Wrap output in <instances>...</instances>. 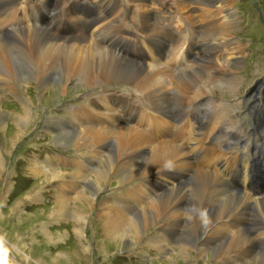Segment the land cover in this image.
Listing matches in <instances>:
<instances>
[{
    "label": "bare ground",
    "instance_id": "obj_1",
    "mask_svg": "<svg viewBox=\"0 0 264 264\" xmlns=\"http://www.w3.org/2000/svg\"><path fill=\"white\" fill-rule=\"evenodd\" d=\"M25 1L0 0V8L13 9L9 16L7 9L1 11L0 27L13 26L16 21H23L25 24V28L8 30L6 34L0 36V130L3 131L2 126L8 117L2 110L4 105L2 102L5 100L2 91L5 90L17 97L13 79L20 85L17 87L19 92L26 95L31 93V88H36L49 98L60 94L65 99L71 92L68 82L81 78L79 88L90 89L91 86L100 88L101 85L106 86L124 80L143 96L135 97L139 105L131 104L128 98L118 99L119 105L114 109L110 122L102 119L99 111H90L89 115L84 111L81 116L76 112L77 116L72 124L68 121H56L60 124L52 134L56 144L61 147H73L78 152L89 150L93 163L101 155L107 157L88 181L86 189L77 196L71 197L56 192L57 204L49 208V212L56 210L58 213L68 215L77 211L75 224L79 228L85 223L86 216L94 206V197L104 186L113 182L124 185L139 179L148 186L146 190L154 187L155 192L141 194L139 188H134L129 190L128 196L121 195L115 206L104 203L105 200L100 203L101 210L96 215L100 220L95 219L92 224L97 222L103 245L112 241L117 243L119 248L126 245L131 250L145 237V245L139 248L140 257L145 264H175L178 260L183 264L185 262L189 264L192 261L194 263L196 258L201 261L202 257H207L206 255L218 264L249 263L254 258L252 256L255 250L252 248L254 241L249 240L251 233L246 232L248 220L244 212L251 207L264 206V190L260 193L255 191L253 196L231 188L216 172L219 170L217 161L220 160L218 155L220 152L215 147H210L211 149L206 147V151L205 149L200 151L199 169L189 163L188 152H196L203 148L205 140L222 122L221 117L216 116L210 120L213 125L207 129L205 135L194 129L193 118L189 114L182 116L177 124H173V120L169 119L172 115L174 117L175 112L179 115L180 112H185L183 109H190L193 104L198 103L201 120L197 125L203 124L202 115L207 113L203 110L205 104L212 107L217 115L226 107L224 102L215 100L216 91L222 92L225 89L235 93L239 91L242 79L235 66L243 59L244 48L240 42L235 41L233 35L236 16L229 0H119L118 4L113 0H93L98 3L101 12L97 18L90 19L91 26L101 16L104 17V22L92 31L93 28H90L93 34L91 38L79 34L61 38L50 29L44 28L45 25L43 27L34 25L25 14L20 13L22 9L20 7L24 5L31 9L28 4L33 0ZM52 1L55 3V11L58 12L61 6H67L76 0ZM125 2L127 7L123 9ZM129 4L135 6L134 9L137 10L131 12ZM121 9L132 13L129 21L124 18ZM172 9L174 13L171 12ZM66 14L72 15L69 9L66 10ZM81 18L88 20L84 15H81ZM192 32L197 37L192 36ZM186 33H190V37L186 38H191L193 52L199 50L195 59L188 67L180 65L182 69L178 75L177 72L164 70L166 69L164 63L168 66L184 64L185 51L189 52L192 49L191 46L186 47V40L183 39ZM164 34L180 36L183 40L177 41L163 61L156 64L160 66L147 64L145 61L143 65L137 64L117 55L112 48L113 45H117V38L136 35L140 42H135L134 48L137 50L138 46L143 45L144 59L156 62V54H160L167 46L168 39ZM226 48L230 50L229 56L221 59L214 55L225 51ZM167 57L169 62H166ZM58 68L60 72L57 71ZM22 74L29 75V80L24 81ZM25 84L27 87H24ZM26 95L19 98L23 104V109L18 113L19 117L17 116L19 124L12 125L14 126L12 135H17L15 137L17 141L28 131L25 127L34 123L37 116L31 99ZM101 98L109 99V94ZM98 102L105 101L100 99ZM104 107L103 109H113L112 106L107 108L105 104ZM181 107L184 108L180 111ZM152 110L156 115L151 113ZM224 118L231 120L228 114ZM52 120H49L45 131H50L51 124H56ZM15 125H18L20 130H16ZM228 125H230L228 128L220 127L211 136L222 132L223 129L227 131L231 128L234 134L227 131L225 138L242 140L237 125L233 122ZM258 135L260 139L257 137L255 140H245L246 143H254L259 147L261 140L264 139V122L259 127ZM261 157L258 159L251 152H247L227 165L240 162L242 164L240 174L245 176V158L250 170L253 171L263 168L261 160L264 163V150ZM0 165L3 166L1 163ZM206 167L211 171H214V168L216 170L211 173L204 170ZM113 171L115 174H112ZM35 172H38L37 176L41 175V172ZM190 173L193 174V178L187 181ZM113 176L117 180L113 179ZM43 177H45L42 179L43 182L49 183L64 176L62 173L54 172L48 177ZM182 177H186V180L183 181ZM257 178L263 180L262 175ZM188 182L196 183L197 187L186 188L184 185ZM163 183L164 185H161ZM70 187L67 186L66 189L70 191ZM229 201L234 203V207L228 206ZM262 222L264 224V220ZM179 235L178 258L172 261L160 259L159 262L150 258L152 253L159 257L168 254L169 244L171 242L174 244L175 238ZM248 241L251 247H247ZM238 246L241 248L234 252L235 256L230 262L226 257V250ZM251 264H254L253 261ZM260 264H264V259H261Z\"/></svg>",
    "mask_w": 264,
    "mask_h": 264
},
{
    "label": "rangeland",
    "instance_id": "obj_2",
    "mask_svg": "<svg viewBox=\"0 0 264 264\" xmlns=\"http://www.w3.org/2000/svg\"><path fill=\"white\" fill-rule=\"evenodd\" d=\"M27 1L28 0L25 2ZM229 3L234 9L233 12L236 16L233 35L236 38L235 41L240 42L244 48V57L235 66V69L239 70L238 75H240L242 83L239 87V91H236V93L230 89H225L222 92L216 91L214 95L216 98L215 100L224 102L226 107L222 108V111L220 112L221 114L219 113L217 115V112H215L212 107L205 104L206 106L204 105L205 108L203 107V110L207 111V113L202 115L203 124L200 123L197 125L196 123L194 129L205 135L207 129L213 125V122L210 120L218 116L221 117L222 122L215 127L214 132L223 126L228 128L230 126L228 123L233 122L239 128L242 140L236 138L228 139L225 138V136L221 137L222 139H215L211 136V134L214 133L212 132L210 134V139L208 138L205 140L206 144L203 148H199L196 152L203 149L206 151V147L208 148V142L210 143L211 148L215 147L221 151V153H224L221 150L222 145L230 147L232 144L236 148L238 147L236 145H240L245 140H255L257 137V139H260L259 135L255 138L245 139L242 132L246 136L255 133L253 115H255L256 111L255 108L252 109L253 106L251 105L254 102V97L257 96L255 89L259 84L264 83V0H229ZM30 5H32V3H30ZM39 5L41 4L39 3ZM129 5L131 6V12L137 10L134 9L136 7H133L132 4ZM124 7H127L126 2L123 4V9ZM5 9V7H2L1 11H5ZM63 9H66V5L63 7L61 6L60 16L61 10ZM36 10L33 13L31 10V14L28 15L30 18L32 16L35 17L36 26L43 27L45 25L44 28H48L57 36L65 38V36H62L60 33H56L58 32V27L60 28L63 26L64 28H68L66 27V24L59 21V17L54 16V18L49 19L47 16V18H42L39 17V13ZM48 10L49 8L47 11ZM7 11H9V16L13 12V9L7 8ZM47 11L44 13L45 15L47 14ZM171 12L174 13V10L172 9ZM130 14L132 15V13L129 12V17ZM125 15L128 16L127 13ZM14 23L15 26L13 25L14 27L12 26L10 31L19 28L21 29L22 27L25 28L23 21H16ZM77 33L82 35L81 30L77 31ZM65 35L70 37L68 34ZM214 55L223 59L230 55V50L226 48L225 51ZM57 71L60 72V68H58ZM58 77L59 76H57V79ZM29 78V75L22 74V79L24 81H28ZM80 79L81 78H78L68 82L71 92L65 99L60 94L49 98L48 95H43L41 90L36 88H31V93L26 95L25 93L19 92L17 89L20 85L17 83L16 79H13L12 83L16 87L17 97L5 90L2 91L3 98L5 99L2 102L4 104L2 110L6 112V117H8L7 120L4 121L5 125L3 123V131L0 130V163L3 165L2 167L0 165V264H145L142 257H140L141 252L139 253V248H142L145 245V237H142L143 239L141 238L142 240H140L139 245L131 250H129L130 247L126 245L119 248L116 245L117 243L115 244L112 241L105 242L103 245L100 240L101 231L100 228H98L97 222L92 224L93 220H100L96 215L98 211L101 210L100 203L104 200V203H107L110 206H115L117 203L116 201L121 195H123V197L128 196L130 189L139 188L138 190L141 194L155 192L154 187L146 190L148 186L146 183H143L142 180H133L124 185H118L116 182H113L104 186L94 197V206L92 207L91 212L86 216L87 222L85 220V223H82L79 228L75 224L77 211L68 215L58 213L56 210L51 213L49 212V208H52L57 204L56 201L58 198L56 192L71 197L77 196L80 192L86 189L88 181L107 157V155H101L96 159L94 164L91 162L90 153L88 152L89 150L86 151L84 149L83 152H78L75 151L73 147H61L58 143L56 144L52 135L54 134V129H57L60 126L59 122L56 121H68L69 124H72V121L74 122L77 116L76 112L81 116V114H84V111H86L88 115L90 111H103V113H99L100 117L102 119H108L110 113L107 111H112L118 107V99L128 98L131 104L139 105V102H136L135 97H143L131 87L130 83L124 80L114 84L109 83L106 86L101 85L100 88L98 86H91L90 89H86L78 87ZM24 87H27V84H25ZM130 93L135 96L131 97ZM105 94H110L109 99L106 101L105 98H101ZM21 95H23V98L24 95H26L28 99H31V105L34 112L37 111V116L34 123H30L27 128L25 127L28 131H26L20 139L18 138L19 140L17 141L15 140L17 135H12V128L14 127H12V125L13 123L19 124V122H17V118L19 117L18 113L23 109V104L19 101ZM100 99L105 102H98ZM133 101L135 103H133ZM101 104H105L107 108L112 106L113 109H103L105 107L101 110L96 109L95 106ZM192 106L190 109H183L184 107H181L179 110L181 111L183 109L190 114L194 109L199 108L196 103ZM261 109H264V106H261ZM179 114H181V112ZM227 114L231 118L230 121L224 118ZM63 117H69L70 120L62 119ZM51 119H53L56 124H51L52 128L50 131H45V127ZM200 120L201 116L199 118V121ZM15 126H17V128L15 127L16 130H20L18 125ZM259 127L257 129L258 131ZM228 130L230 133L234 132L231 128ZM15 133L17 134L18 132L15 131ZM169 136H171V134ZM11 140L12 142H10ZM261 146L264 147V142ZM252 148H257V146L254 143L247 144L243 147L242 151L244 152ZM221 153H218L220 156V160L217 161L218 164H220L223 159L228 163L236 161L239 158V156L231 152L229 153V157L223 158ZM191 160L192 159H189V163L199 169L198 161L200 159L195 158L192 161ZM204 170L213 173L216 169L214 168V171H211L209 167H206ZM35 171L41 172V175L37 176L36 173L38 172ZM54 172L62 173L64 177L62 179H57L56 181L52 180L49 183L43 182L42 179L45 178L43 176L48 177ZM250 172L251 170L245 158L244 175L248 177ZM112 174H115V172L113 171ZM221 175L222 174H218L219 177L226 180V177ZM245 176L243 177L246 178ZM112 178L117 180L115 176ZM192 178L193 174L190 173L187 177V181H190ZM182 179L185 181L186 177H182ZM226 182L232 188V185L228 181ZM195 184L196 183L192 184L188 182L184 186L186 188L193 187L194 189L197 187V184ZM161 185H164V183ZM67 186H71L70 188L72 191L71 189L70 191L69 189H66ZM256 192L260 193L262 190H256ZM227 204L230 207H234L232 201H229ZM71 207H73V205ZM251 208L244 213L247 215H245V218L248 220L246 232L251 233V235L249 234V237H251L249 240L254 241L252 248L255 250V254H253L252 257L255 259L252 258L249 263L236 264H251L252 261L254 264H260L261 259H264V234H262L264 233V224L262 222L264 220V206ZM179 237L180 235L175 238L174 244H172V242L169 244V249L172 251L169 250L168 254L161 256V258L155 256V253H152L155 257L150 255V258L152 260L157 259L158 262L160 259L163 261L165 259L172 261L173 259L178 258ZM250 245L251 243L248 241L247 247ZM240 248L241 246H238L226 250V257L229 261L233 260L235 256L234 252ZM206 256L207 257H202V260L200 261L195 255L197 260H195L194 263L192 261L189 264H208V262L210 264H218L210 258V256ZM176 262L177 263H174H182L180 260ZM185 264L188 263L185 262Z\"/></svg>",
    "mask_w": 264,
    "mask_h": 264
}]
</instances>
